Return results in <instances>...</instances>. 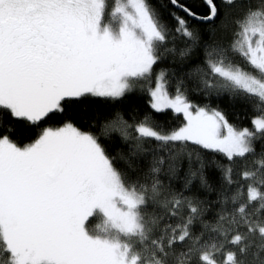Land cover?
<instances>
[{
	"label": "snow or ice",
	"instance_id": "snow-or-ice-1",
	"mask_svg": "<svg viewBox=\"0 0 264 264\" xmlns=\"http://www.w3.org/2000/svg\"><path fill=\"white\" fill-rule=\"evenodd\" d=\"M225 94L264 105V0H0V264H264V114Z\"/></svg>",
	"mask_w": 264,
	"mask_h": 264
},
{
	"label": "trees",
	"instance_id": "trees-1",
	"mask_svg": "<svg viewBox=\"0 0 264 264\" xmlns=\"http://www.w3.org/2000/svg\"><path fill=\"white\" fill-rule=\"evenodd\" d=\"M193 100L199 102V94L192 96ZM212 105L219 106L220 109L225 111L232 122L238 128L251 127V120L255 117L264 114V105H259L252 102H244L239 98H230L227 94L220 99L213 98ZM148 108V96L145 92L137 90L133 93L126 94L122 102L110 103L108 105H101L100 111L102 115L120 112L126 116H130L133 113H139L147 110ZM156 117L161 122H167L169 124L179 123L175 119V114L171 110H166L165 113L156 114ZM119 143L114 145V150L118 149ZM216 174H212V178L215 179Z\"/></svg>",
	"mask_w": 264,
	"mask_h": 264
}]
</instances>
